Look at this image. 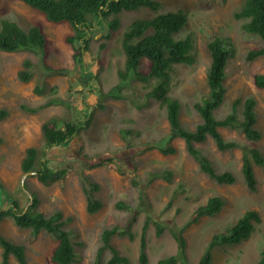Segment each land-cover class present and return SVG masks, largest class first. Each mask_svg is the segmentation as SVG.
Returning <instances> with one entry per match:
<instances>
[{
	"label": "rangeland",
	"instance_id": "1",
	"mask_svg": "<svg viewBox=\"0 0 264 264\" xmlns=\"http://www.w3.org/2000/svg\"><path fill=\"white\" fill-rule=\"evenodd\" d=\"M159 1L163 7L158 12L141 8L118 14L120 26L110 39L102 37L107 30L106 22L101 19L95 23L92 29L86 31L89 35L88 51L83 57V67L77 68L72 58L73 50L66 41V37L74 31L67 23H52L21 1L0 0V20L13 21L24 29L39 25L47 36L43 53L0 50V108L9 110V116L0 121V137L3 139L0 143V179L21 206H29L30 194L34 191L39 199L40 211L50 214L60 210L64 218L70 217L65 227L70 230L77 254L72 264H92L100 244L101 231L113 225L124 226L133 217L135 238L130 240L126 236L114 235L111 243L127 255L132 264H141L138 260L139 242L147 216H151L146 231L147 264H158L159 259L177 252L170 229H179L195 208L214 194L226 199L222 210L214 216L200 218L183 232L189 261L197 264L214 233L227 231L245 211L255 210L261 222L255 224L251 236L236 246L215 247L211 264H256L264 247V165H254L257 188L251 191L241 173V150L219 151L208 136L205 142L196 145L218 172L232 171L236 182L218 184L209 178L187 153L182 138L167 140L170 127L166 106L145 97L146 92L160 82L159 78L146 83L128 80L122 98L103 97V92L118 83V71L124 68L121 41L131 24L159 12L181 11L186 15L187 23L173 36L177 39L190 35L195 56L192 65L176 64L171 68L169 96L181 104V123L194 129L200 122L194 103L208 93L206 72L210 57L207 42L216 35L228 36L236 52L226 66V93L214 115L218 119L223 118L237 98L241 99L239 110L246 98H254L257 113L255 127L262 134L260 140L248 141L238 130L225 127L219 130L226 139H235L260 149L264 157V89L253 85L254 75L264 73V56L252 61L245 59L247 51L260 46L261 40L242 29L244 20L233 17L244 0ZM102 44L104 47H101ZM25 59L33 63V76L28 82H21L17 72ZM42 62L55 68H66L69 74L43 75ZM147 68L148 60L143 59L138 70L145 72ZM39 78L42 84L45 83V91L41 95L33 91ZM53 86L56 87L54 93L50 90ZM55 95L67 100L68 107L53 105L32 115L18 108L19 103L38 105ZM53 115L80 117L89 120L90 124L68 145L49 151L52 167H67L68 171L62 180L45 186L32 174L23 173L20 165L26 148L41 144V124ZM126 131L129 132L125 135ZM168 143L175 148V152L162 154L159 147ZM163 169L172 172L170 180L157 178L147 183L149 172ZM83 174L99 185L95 195L103 206L92 214L86 211ZM118 201L127 204L129 209L117 208ZM153 221L162 222L165 226L159 236ZM0 234L24 246L29 264H55L50 256L57 241L51 235L44 232L34 235L30 229L17 227L8 217L0 220ZM108 256L105 252L103 258ZM10 263L17 264L12 257Z\"/></svg>",
	"mask_w": 264,
	"mask_h": 264
},
{
	"label": "trees",
	"instance_id": "2",
	"mask_svg": "<svg viewBox=\"0 0 264 264\" xmlns=\"http://www.w3.org/2000/svg\"><path fill=\"white\" fill-rule=\"evenodd\" d=\"M28 7L40 12L46 20L52 23H67L74 31L66 37L67 43L73 50L72 58L77 68H82L83 57L88 51L89 35L86 31L93 28L95 23L103 19L106 22L107 30L102 34L104 39H110L113 33L120 26L117 17L123 11H135L147 8L158 12L163 3L159 0H17ZM110 16H114L109 19ZM235 19L244 20L242 29L261 40V45L247 51L245 59L252 61L264 56V0H244L242 6L234 12ZM187 23L186 15L181 12L157 13L150 18H140L131 24L128 31L122 36L121 45L124 51V68L118 71V83L103 97L122 98V91L128 80L146 83L153 78H159L160 82L151 90L146 92L145 97L155 99L166 106V118L170 127V134L167 137L171 141L174 137L183 139L185 149L197 162L199 169L209 178L218 184H233L236 182V175L229 170L218 172L211 161L202 153L197 143H203L208 136L212 138L219 151H231L240 149L242 152L241 173L244 182L251 191L256 190L257 179L254 174L253 165L263 166L264 157L260 149L248 146L235 139H226L219 128L225 127L241 132L245 139L251 142L258 141L262 134L255 127L257 113L255 110L256 100L252 97L246 98L239 110L241 99L237 98L232 102L230 112L223 118H216L214 110L220 107L223 102L226 87V66L229 59L233 58L236 52L235 46L230 37L216 35L207 42V50L210 61L206 72L207 95L194 103V109L200 117L194 129L184 126L180 119V102L169 96L171 87V68L176 64L192 65L195 62L194 46L191 36L174 38ZM47 43V36L39 25L22 28L10 20H0V50L5 52L29 51L44 52ZM104 47V44L101 45ZM143 59L148 60L147 71L138 70ZM43 75H68L66 68H55L42 62ZM33 76V63L29 59L22 62V68L17 72V78L21 82H28ZM45 83L39 78L33 88L34 93L41 95L45 91ZM253 85L258 89H264V73L256 74L253 77ZM53 93L56 87L50 89ZM69 102L58 96L47 99L44 103L30 105L19 103L18 108L27 114H36L39 111L53 105L68 107ZM9 116L7 108H0V121ZM90 124L89 120L80 117H68L53 115L41 124L42 142L39 146H29L25 150L21 160V170L25 174H32L45 186L62 180L67 167L54 168L50 164L49 151L54 147L66 146L69 141L80 134ZM129 131L124 132L126 135ZM0 137V143H2ZM162 154H172L175 148L166 144L160 146ZM172 172L167 169L149 172L147 183L157 178L170 180ZM83 191L87 204L86 211L90 214L97 212L103 206L102 201L96 197L95 192L99 190L98 183L91 181L89 176H81ZM141 198L144 199L143 194ZM7 200V203H4ZM29 206H21L18 199L11 196L0 179V220L11 218L14 224L21 229H30L36 235L40 232L47 233L57 241L50 260L55 264H72L77 254L74 242L71 239L70 230L65 226L70 222V217L64 218L60 210L45 214L39 210V199L34 191L29 197ZM171 200L169 201V203ZM226 204V199L220 194L210 196L204 204L199 205L192 212L190 217L177 230L170 229V233L176 241L177 252L158 260V264H192L187 256V242L183 232L191 224H194L204 216L218 214ZM119 209H129V206L122 201L116 203ZM135 218H131L124 226L113 225L104 228L100 233V244L96 251L95 260L92 264H132L127 255L122 254L112 243L114 235L126 236L130 240L135 238L132 231V224ZM151 222V216H147L141 229L139 242L138 260L141 264H147L146 253V231ZM261 222L259 213L255 210H247L238 218L236 223L227 231L214 233L206 243L203 253L197 264H211L212 251L218 246H236L242 240L251 236L255 224ZM156 235H161L165 229L162 222L153 221ZM0 264H11L12 257L17 264H29L26 258L24 246L13 242L11 239L0 234ZM107 252L109 256L104 259ZM256 264H264V247L260 251Z\"/></svg>",
	"mask_w": 264,
	"mask_h": 264
},
{
	"label": "clouds",
	"instance_id": "3",
	"mask_svg": "<svg viewBox=\"0 0 264 264\" xmlns=\"http://www.w3.org/2000/svg\"><path fill=\"white\" fill-rule=\"evenodd\" d=\"M222 128H223V127H222ZM219 129H220V128H219ZM260 139H261V138H260ZM260 139H259V140H260ZM255 142H256V141H255ZM197 144H198V143H197ZM241 157H242V156H241ZM241 159H242V158H241ZM241 164H242V163H241ZM254 165H255V164H254ZM254 165H253V168H254Z\"/></svg>",
	"mask_w": 264,
	"mask_h": 264
}]
</instances>
